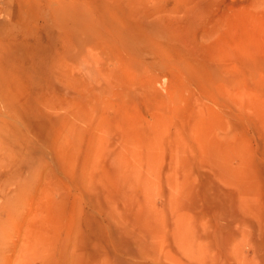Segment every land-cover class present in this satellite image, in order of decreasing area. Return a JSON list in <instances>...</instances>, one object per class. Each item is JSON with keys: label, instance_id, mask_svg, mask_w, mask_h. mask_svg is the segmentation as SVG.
I'll list each match as a JSON object with an SVG mask.
<instances>
[{"label": "rangeland", "instance_id": "rangeland-1", "mask_svg": "<svg viewBox=\"0 0 264 264\" xmlns=\"http://www.w3.org/2000/svg\"><path fill=\"white\" fill-rule=\"evenodd\" d=\"M0 264H264V0H0Z\"/></svg>", "mask_w": 264, "mask_h": 264}]
</instances>
